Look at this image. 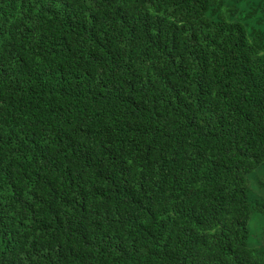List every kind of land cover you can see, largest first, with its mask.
<instances>
[{"label": "trees", "instance_id": "1", "mask_svg": "<svg viewBox=\"0 0 264 264\" xmlns=\"http://www.w3.org/2000/svg\"><path fill=\"white\" fill-rule=\"evenodd\" d=\"M0 264H264V0H0Z\"/></svg>", "mask_w": 264, "mask_h": 264}]
</instances>
